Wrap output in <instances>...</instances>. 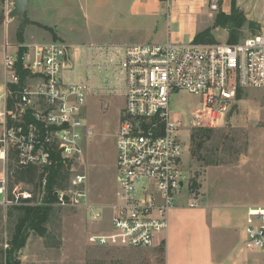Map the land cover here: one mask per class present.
<instances>
[{
    "label": "built area",
    "instance_id": "obj_1",
    "mask_svg": "<svg viewBox=\"0 0 264 264\" xmlns=\"http://www.w3.org/2000/svg\"><path fill=\"white\" fill-rule=\"evenodd\" d=\"M167 3L169 0H165ZM231 0H203L211 14L228 11ZM7 14L12 0H0ZM229 5V4H228ZM84 53L99 58L95 65L116 68L123 98L115 142V202L110 228L93 233L89 244L99 247L151 249L167 229V214L187 181L182 170L181 133L184 121L170 108V98L186 92L201 99L191 114L193 127L222 124L239 102V93L264 89V28L236 43H195L166 40L130 45L88 44ZM61 40L5 43L0 87V206L13 205L8 161L34 167L42 175L39 202L45 206L90 209L96 221L102 212L89 202L86 175L75 168L92 134L82 118L89 88L70 81L81 53ZM22 72L24 76L19 73ZM95 90L110 93L107 85ZM14 155V157H12ZM58 163L68 174L67 186L44 201L47 177ZM188 197V207L198 205ZM15 201V202H14ZM244 248L264 252V207L246 209Z\"/></svg>",
    "mask_w": 264,
    "mask_h": 264
},
{
    "label": "rangeland",
    "instance_id": "obj_2",
    "mask_svg": "<svg viewBox=\"0 0 264 264\" xmlns=\"http://www.w3.org/2000/svg\"><path fill=\"white\" fill-rule=\"evenodd\" d=\"M231 1L226 6L228 11L222 14L230 13ZM234 1L235 7L245 18V23L238 29V41L264 28V0ZM11 8L12 5L9 10ZM198 12L195 15L197 21L213 28L216 14L209 15L205 7ZM2 15L6 13L0 2V17ZM85 18L75 0H28L25 12L27 21L50 27L57 40L80 50L84 45L97 44L93 33L97 24L92 18ZM21 28L24 43L53 40L49 33L16 18L0 20V87L2 46L5 41L17 43V33ZM213 32L215 42L227 41L226 30L215 27ZM79 55L74 63V75L68 78L70 81L82 82L89 88L82 118L92 134L85 141L83 157L75 162V168L86 175L89 202L100 208L102 216L93 221L90 209L49 205L51 211L45 225L46 234L40 237L29 233L25 246L18 253L20 264H162L161 249L148 251L99 247L87 241L91 234L104 233L110 228V208L115 202L114 136L123 98L113 87L117 83L116 68L111 67L106 71L101 65L98 69L95 65L99 58L83 50ZM107 76L106 83L112 92L95 93L96 89L104 85ZM200 107L201 99L186 92H178L170 98V108L180 114L186 128L181 133V160L187 192L182 190V193L185 197L188 194L189 198L197 197L199 201L213 205L264 207V89L244 91L224 122L208 128L212 132L205 135L207 138L202 148L192 146L196 154L191 157L190 135L200 127L191 126L190 118ZM10 166H14L12 159L8 161L10 196L17 198V193L20 196L6 209L0 206V264L18 218L16 208L45 206L39 202L41 194L36 186L13 182L14 171Z\"/></svg>",
    "mask_w": 264,
    "mask_h": 264
},
{
    "label": "crops",
    "instance_id": "obj_3",
    "mask_svg": "<svg viewBox=\"0 0 264 264\" xmlns=\"http://www.w3.org/2000/svg\"><path fill=\"white\" fill-rule=\"evenodd\" d=\"M75 1L85 19L97 24L93 30L97 45L188 42L211 28L195 17L205 7L203 0ZM210 33L215 37L213 30ZM187 203L188 197L180 194L167 214V229L155 237L153 248L142 250L161 249L162 264H264V252L244 248L249 205L199 201L190 208Z\"/></svg>",
    "mask_w": 264,
    "mask_h": 264
},
{
    "label": "trees",
    "instance_id": "obj_4",
    "mask_svg": "<svg viewBox=\"0 0 264 264\" xmlns=\"http://www.w3.org/2000/svg\"><path fill=\"white\" fill-rule=\"evenodd\" d=\"M231 11L228 15L218 13L214 18L213 28L219 27L228 32L227 43H236L238 42V29L245 23V18L241 15L238 9L235 7V1H231ZM26 25L36 26L43 31L49 33L52 36L53 40H57L53 30L50 27L45 25H41L34 21H25ZM251 24V23H250ZM213 28H208L200 33H198L193 42L195 43H214L215 39L211 35V30ZM22 28L18 31L17 37L19 43H22ZM21 76H24L22 72L19 73ZM241 93L238 95V99H240ZM212 132L211 129L208 128H200L197 129L190 135L191 139V147H190V156L194 157L196 151L193 149V145L197 147V149L202 148L204 144V140L207 138L205 135ZM202 136L204 139H202ZM14 157V155H12ZM13 160V159H12ZM11 167V166H10ZM14 175V183H24L36 186L39 190V183L41 181L42 175L39 174L37 168L28 167V168H20L15 163L14 166L11 167ZM68 180V174L62 170L60 163H58L55 167L51 168L50 175L47 177L46 184V192L44 201L52 200V192L56 188H63L66 186ZM193 186V185H192ZM40 191V190H39ZM12 197V196H10ZM18 212V218L14 225L13 233L7 243L8 249L2 253V264H20V260L18 257V253L25 246L26 239L29 233H33L40 237L45 236L46 228L45 225L49 219V213L51 208L49 206H40V207H28L22 206L16 208Z\"/></svg>",
    "mask_w": 264,
    "mask_h": 264
},
{
    "label": "water",
    "instance_id": "obj_5",
    "mask_svg": "<svg viewBox=\"0 0 264 264\" xmlns=\"http://www.w3.org/2000/svg\"><path fill=\"white\" fill-rule=\"evenodd\" d=\"M28 0H12V9L6 14L0 17L1 21L6 19H18L25 22V12L27 8Z\"/></svg>",
    "mask_w": 264,
    "mask_h": 264
}]
</instances>
